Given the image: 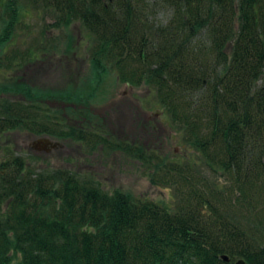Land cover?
Here are the masks:
<instances>
[{"label":"trees","instance_id":"trees-1","mask_svg":"<svg viewBox=\"0 0 264 264\" xmlns=\"http://www.w3.org/2000/svg\"><path fill=\"white\" fill-rule=\"evenodd\" d=\"M23 2L51 14L53 29L79 24L93 43L92 71L99 73L109 60L126 85L147 84L183 129L185 143L206 166L231 177L234 206L254 217L240 223L243 228L264 233V0ZM17 3L0 0L8 19L0 69L3 63L11 69L16 59L5 49L23 16ZM4 89L19 98L0 99V137L23 129L103 146L90 128L74 131L68 111L49 110L43 93L28 86ZM78 116L92 126L88 114ZM121 151L145 160L140 147ZM3 166L0 264H264L257 240L227 221L233 210H223L225 218L197 195L188 194L171 213L120 192L107 194L69 170L36 172L17 157Z\"/></svg>","mask_w":264,"mask_h":264},{"label":"rangeland","instance_id":"rangeland-1","mask_svg":"<svg viewBox=\"0 0 264 264\" xmlns=\"http://www.w3.org/2000/svg\"><path fill=\"white\" fill-rule=\"evenodd\" d=\"M17 4L23 16L5 49L6 55L16 59L11 69H6L4 63L1 65V88L28 86L43 93L49 98L43 101L49 110H60L65 116H68L65 111L70 113L69 123L74 131L85 130L86 126L104 144L93 146L73 138L56 140L23 129L10 131L0 137V174L5 172L4 163L17 157L30 170H69L94 181L107 194L120 192L155 203L171 213L182 206L188 194L197 195V201L224 216L223 210H233L227 221L233 219L242 232L250 235L249 240L256 239L257 247L264 250V233L241 225L245 219L254 217L234 206L237 194L231 177L206 166L199 152L185 143L183 129L161 109L155 92L147 84L128 87L106 59L103 60L108 64L99 73L92 71L93 43L79 24L56 30L51 28V14L33 11L23 0ZM4 14L0 13V36L8 21ZM168 17L166 13L158 15L162 21ZM28 54L34 56L27 62ZM4 88L0 99L19 98ZM80 114H88L92 126ZM75 116L81 120L74 119ZM41 138L59 146L47 154L34 152L31 144ZM125 145L140 147L145 160L124 154L121 147ZM227 202L231 204L224 208L222 204Z\"/></svg>","mask_w":264,"mask_h":264},{"label":"water","instance_id":"water-1","mask_svg":"<svg viewBox=\"0 0 264 264\" xmlns=\"http://www.w3.org/2000/svg\"><path fill=\"white\" fill-rule=\"evenodd\" d=\"M156 115H158V114L156 113ZM34 144H35V149H34L35 152L45 153V154L49 153L50 151L56 149L59 146L58 143L51 142L47 138H41V139L37 140ZM221 260L224 263L229 262V260L226 256H221ZM234 264H244V262L243 261H237Z\"/></svg>","mask_w":264,"mask_h":264},{"label":"flooded vegetation","instance_id":"flooded-vegetation-1","mask_svg":"<svg viewBox=\"0 0 264 264\" xmlns=\"http://www.w3.org/2000/svg\"><path fill=\"white\" fill-rule=\"evenodd\" d=\"M31 148H32V150L34 151V149H35V144H34V142L31 144ZM35 152V151H34Z\"/></svg>","mask_w":264,"mask_h":264}]
</instances>
